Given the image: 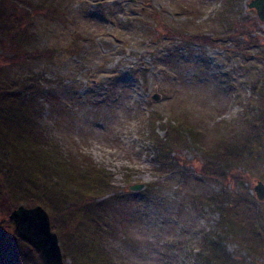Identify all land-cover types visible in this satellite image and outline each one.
Masks as SVG:
<instances>
[{
  "label": "rangeland",
  "instance_id": "1",
  "mask_svg": "<svg viewBox=\"0 0 264 264\" xmlns=\"http://www.w3.org/2000/svg\"><path fill=\"white\" fill-rule=\"evenodd\" d=\"M252 1L0 0L22 22L12 31L0 26V88L14 87L0 92L30 103L52 179L47 192L68 197L72 220L84 212L75 206L81 181L71 176L84 161L104 171L109 190L86 210L105 219L106 264H201L210 241L230 257L264 264L246 252L240 235L253 238L245 219L257 213L256 234L264 233V199L252 188L264 183V127L247 120L264 115V90L254 86L264 74V18ZM26 76L35 90H27ZM183 121L186 130L167 133ZM248 134L256 141L240 161L224 144ZM163 142L168 151L161 153ZM7 153L0 147V186L24 194L10 185L18 167H8ZM6 206L0 203L4 242L12 238L21 264H41L14 232L8 215L15 207ZM46 211L65 252V230L54 228ZM238 220L244 227L233 232L226 223ZM75 223L74 243L83 238L88 246Z\"/></svg>",
  "mask_w": 264,
  "mask_h": 264
},
{
  "label": "trees",
  "instance_id": "2",
  "mask_svg": "<svg viewBox=\"0 0 264 264\" xmlns=\"http://www.w3.org/2000/svg\"><path fill=\"white\" fill-rule=\"evenodd\" d=\"M18 19L19 17H14V15L9 11L4 12L3 6L0 7L1 28L12 31V28L16 23L17 25L22 26V22H19ZM198 39L204 41L202 38ZM23 76L25 75L23 74ZM26 82L29 84L28 88L25 86L28 91L35 90V88H33L34 85L36 87L38 86L36 85L34 78L26 76ZM8 84L10 85V82ZM254 86L259 93H263L264 74H262L261 78H258L254 81ZM3 87L0 88V90H12L14 88L13 86V88ZM3 92L4 94H0V147L8 150V167H14L15 165L18 167V170H16L15 172L17 173L19 179H10V185L14 190H19L24 194L19 195L18 193H11L6 189L7 187L0 186V203L3 205H7V209L16 207L21 201H23V203L26 202L34 205L40 204L46 210L52 213V225L54 226V228L57 227L58 229L60 228L59 230H61L62 226L65 230V236H61V232L59 231L60 242L62 246L65 244L64 240L61 238L64 237L66 240H68L70 246L68 248H64L65 252H63V256H70L72 264H106L107 252L105 243L103 242L105 237V219L98 217L96 211L92 210L91 212L86 210L89 204L91 202H94L97 196L109 190L110 184L104 175V171L93 166L89 161H84V165H82L81 168L77 169L76 171L77 174L84 175V178H79L77 174L75 177L70 175L74 181H81L79 182L81 198L75 204V206H81L82 211L84 212L81 216H74L72 220L69 216V212L74 208L69 210V207H71L72 204L67 203L66 205L65 200L68 197H66L65 199V196H62V193H57L56 196H52L47 192L46 185L52 179L50 180V177L44 171V165L42 164L43 162L41 158L42 156L40 155L42 154L40 153V150L42 148V145L44 144L41 141V144L37 142V140L41 139V136L35 131V128L33 127L34 125L32 124L31 109L29 108L30 103L26 106L21 105L19 104L17 95L15 96L14 92L2 91L0 93ZM247 120L249 124L251 123V125L256 126L260 123L261 126L264 127V115L261 116V119L259 117L251 120L252 122L249 119ZM178 126L186 130L188 124L185 122L177 124L176 126L169 124L168 128H166L167 133L170 132L171 128L176 129L175 127ZM170 135L171 142H174L173 134ZM34 139L36 140L38 145L34 142ZM255 141L256 139L254 138V135L248 134L241 142L226 141V144L224 145L227 151L236 155L240 161H243L247 154L250 153L249 149L252 148ZM45 143H47V141ZM45 150L48 151L47 148H45ZM52 150L53 149H50L47 153L50 154ZM159 151L161 153L168 151L167 145L164 142L159 145ZM19 152H21L23 155H26L25 161H21V159L19 158ZM43 156L52 158L49 155ZM53 160H55L54 162H56L57 165H61V163L58 162L59 160ZM163 160L165 159L163 158ZM38 164L41 165L39 166ZM37 167L38 170L35 169ZM25 172L26 175H24ZM52 177L54 178L55 175H53ZM235 179L238 180V177H235ZM57 180L58 179H56V183L59 184ZM68 194L69 191L66 192V195ZM251 196V198H255L253 194ZM17 197H19V199ZM205 201H208V199H205ZM50 205H52L53 209L50 208ZM76 208L79 209L78 207ZM55 213L58 216V220L55 219ZM252 216L255 217L250 216L246 218L245 221L246 223H248L247 225L251 227L252 232L254 233L253 238L248 239L243 234L240 235H242V238L244 239V247L246 246V252L255 258L262 257L264 259V233L256 234L257 227L255 226V218L259 216V213ZM75 222L81 224V226H83V229H85L84 234H86V236L84 238L87 239L88 246H85L83 244L86 243L83 238H81L83 240V243L79 240V238L78 240L81 242V244L74 243L72 237H74L75 234L73 233H75L76 231ZM226 224L233 232L238 231V228L244 227V224H242L239 220L232 227L229 223ZM2 239L3 238L0 235V257L2 258V260L4 259L7 264H21V251L19 252L17 250V247L12 245L15 243L12 238L8 240L9 244H6L4 242L5 240ZM214 242L216 241L209 242L208 247L210 254L204 255V257L206 256V259L205 261L202 260L201 264H250L248 262L240 260L235 256L230 257L224 252L221 246L215 244ZM81 246L82 250L77 251V248ZM2 253L5 255L4 257H2ZM23 264H26V262Z\"/></svg>",
  "mask_w": 264,
  "mask_h": 264
},
{
  "label": "water",
  "instance_id": "3",
  "mask_svg": "<svg viewBox=\"0 0 264 264\" xmlns=\"http://www.w3.org/2000/svg\"><path fill=\"white\" fill-rule=\"evenodd\" d=\"M249 6L254 7L260 19L264 18V0H253L249 3ZM140 187V184L129 186L130 189ZM252 188L256 198L263 200L264 183L259 179L253 181ZM8 218L13 222L16 235L39 252L44 264H64L58 236L51 229L49 215L43 206L39 204L33 206L19 204L10 211Z\"/></svg>",
  "mask_w": 264,
  "mask_h": 264
},
{
  "label": "bare ground",
  "instance_id": "4",
  "mask_svg": "<svg viewBox=\"0 0 264 264\" xmlns=\"http://www.w3.org/2000/svg\"><path fill=\"white\" fill-rule=\"evenodd\" d=\"M21 240H23V239H21ZM23 241H25V240H23ZM32 250H33V252H35L37 254V256L39 257V260H41V263L43 264L42 258L40 257L38 251L36 249H34V248H32Z\"/></svg>",
  "mask_w": 264,
  "mask_h": 264
}]
</instances>
